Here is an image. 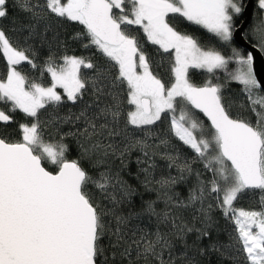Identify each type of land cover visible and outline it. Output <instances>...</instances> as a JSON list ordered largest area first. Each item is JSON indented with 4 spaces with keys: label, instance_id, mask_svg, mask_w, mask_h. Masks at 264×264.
I'll return each instance as SVG.
<instances>
[{
    "label": "snow or ice",
    "instance_id": "snow-or-ice-1",
    "mask_svg": "<svg viewBox=\"0 0 264 264\" xmlns=\"http://www.w3.org/2000/svg\"><path fill=\"white\" fill-rule=\"evenodd\" d=\"M9 6L0 0V20ZM13 6L27 22L11 29L15 39L0 27V264H116L117 254L126 264H199L189 254V234L209 240L198 248L201 257L235 261L225 252L235 249L245 264H264V82L252 53L233 46L243 0H13ZM257 6L262 19L242 39L264 51V0ZM184 22L206 30L230 55L182 31ZM69 23L79 26L72 40L81 54H70L56 30ZM153 54L163 71L154 70ZM230 82L242 85L243 113L233 114L226 101ZM68 102L79 111L61 121L81 122L65 134L76 138L75 159L64 135L46 139L45 132ZM14 122L15 139L6 132ZM133 152L140 153L139 187L155 199L144 200L121 175ZM158 157L176 174L157 175ZM113 160L121 167L114 169ZM180 185H187L186 195ZM257 196V208L236 206ZM214 211L233 225L232 243L212 239Z\"/></svg>",
    "mask_w": 264,
    "mask_h": 264
},
{
    "label": "trees",
    "instance_id": "trees-1",
    "mask_svg": "<svg viewBox=\"0 0 264 264\" xmlns=\"http://www.w3.org/2000/svg\"><path fill=\"white\" fill-rule=\"evenodd\" d=\"M256 3L255 11H254V17L247 28L246 32H250L251 28L259 23V21L262 19L260 10L257 6V0H254ZM247 3V0H243V5L245 6ZM9 15L6 19L0 20V27H2L9 36L13 37L14 39L18 36V33H14L11 31V29L19 28L21 23H26V17L25 14L19 10V8L13 6V0H9ZM243 21L242 15L235 20V28L239 26ZM179 28L182 31H187L190 34H193L197 36L202 43L207 45H214L218 47L226 56L230 55V48L227 46L220 45L217 41H215L214 38L211 37V34L207 33L206 30L200 29L198 26L195 25H189L186 22L181 23L178 25ZM54 28L56 26L54 25ZM79 28L78 25L74 23L65 24L62 27L56 28V30L59 31L60 37L62 40L67 42L68 45V52L71 54L75 52L76 54H81L83 52V49L79 47L77 43H75L72 40V35L75 31H77ZM51 36V33L49 34ZM253 44L252 42H249ZM233 46L238 47L234 42ZM149 50L151 51V46H149ZM46 51V49H45ZM245 53H247L244 50ZM264 53V51H262ZM154 55V70L163 71L162 69H155V64L160 63V57L158 55ZM99 59V57H97ZM166 63V62H165ZM0 67H2V62H0ZM88 71L86 69H82V72ZM193 79L196 82H201L203 79V76L198 72L194 70ZM44 82L48 83V78L46 77ZM242 85H239L236 82H230L224 92H225V98L226 101L232 102V112L233 114L243 113V109L240 107L242 103L246 104V100L243 98V92L241 91ZM86 101H90V96H85L84 98ZM78 112L79 106H73L71 102H68L64 106L60 107L53 115V119L50 120L47 124V127L45 129L46 132V139L51 137L54 139H58L61 135H64L65 141L70 145V151L68 153V156L70 159H75L78 155L77 146H76V138L71 135H65L67 133L76 132L81 127V122H62L60 118H63L69 114V112ZM22 118V114L17 113L15 116V120L19 121ZM6 132L11 135L12 138H17L19 135L18 132V125L14 122L12 123L7 129ZM154 138H150L149 142H153ZM158 143V141H155ZM171 151V148L168 149ZM190 151V150H186ZM139 152H133L129 161H128V167L121 173L123 179L127 180L129 183H131L133 186L138 188V191L143 196L144 200L148 199H155L156 194L154 192H144L143 188L139 187V181L136 179V175L138 172V165L136 164L137 156H139ZM157 161L160 165V167L157 169V175H159L161 172H164L167 174L168 172H171L172 175L176 174V170L173 169H167L164 167V161L160 160L159 157L157 158ZM87 166V165H86ZM112 167L114 169H118L121 167L119 161L113 160L112 161ZM194 167H199L198 165H194ZM177 191L181 192L182 195H186L187 191V185H180L177 187ZM257 197H245L243 199H239L236 202L237 207H241L244 209H252L257 208L258 205L256 201H258ZM136 206L139 207L141 203V196L138 195L135 198ZM213 216L215 220L217 221V224L215 225L213 229L212 239L216 240L219 239L220 243L222 244H228L232 243V241L229 239V233L232 231L233 225L231 223H228L225 221V219L221 216L219 211H214ZM184 219H186L189 223H196L197 226H199L198 221L192 220V213L191 212H185L183 213ZM188 244L192 247L189 248V254L196 257L199 264H245L243 260V254H239L235 252V249H225L226 256H237V259L235 261L228 259L226 257H221L219 254H211L210 256H204L201 257L198 254V248L201 246H207L209 243V240L205 238L203 241H196L194 234H189L188 236ZM108 241H105V246H107ZM238 246V245H237ZM182 250V245L179 243L177 244V251ZM109 256L111 257V250L109 251ZM116 264H126V261L121 260L119 255L117 254L116 257ZM143 264V262H141Z\"/></svg>",
    "mask_w": 264,
    "mask_h": 264
},
{
    "label": "water",
    "instance_id": "water-1",
    "mask_svg": "<svg viewBox=\"0 0 264 264\" xmlns=\"http://www.w3.org/2000/svg\"><path fill=\"white\" fill-rule=\"evenodd\" d=\"M256 3L254 0H247L246 5L244 6V12L242 13L243 21L236 27L234 35V43L239 47L245 50L246 52H251L253 55V66L257 74V79L261 82H264V53L258 48H254L253 44L246 42L242 39L245 31L251 24Z\"/></svg>",
    "mask_w": 264,
    "mask_h": 264
},
{
    "label": "rangeland",
    "instance_id": "rangeland-1",
    "mask_svg": "<svg viewBox=\"0 0 264 264\" xmlns=\"http://www.w3.org/2000/svg\"><path fill=\"white\" fill-rule=\"evenodd\" d=\"M58 91H62V90L58 89ZM243 98L246 100V97H245L244 93H243ZM246 102H247V100H246Z\"/></svg>",
    "mask_w": 264,
    "mask_h": 264
}]
</instances>
